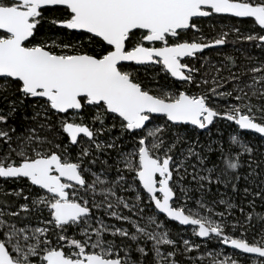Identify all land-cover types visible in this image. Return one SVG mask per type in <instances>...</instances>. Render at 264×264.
<instances>
[{
  "label": "snow or ice",
  "instance_id": "snow-or-ice-1",
  "mask_svg": "<svg viewBox=\"0 0 264 264\" xmlns=\"http://www.w3.org/2000/svg\"><path fill=\"white\" fill-rule=\"evenodd\" d=\"M232 32L264 52V0H0V264H264V59L205 53Z\"/></svg>",
  "mask_w": 264,
  "mask_h": 264
},
{
  "label": "rangeland",
  "instance_id": "rangeland-1",
  "mask_svg": "<svg viewBox=\"0 0 264 264\" xmlns=\"http://www.w3.org/2000/svg\"><path fill=\"white\" fill-rule=\"evenodd\" d=\"M220 24L221 27H224L225 30H228L232 27H239L241 30V33H247L248 31H250L251 29V25L250 23H240V22H235L232 23L230 21V19H225V20H221L218 22ZM218 30V29H217ZM232 39H237V34L235 32H232L229 37H228V43L223 46V48L221 49H211V50H218L217 52H213L212 54L207 55V57L210 59V61L212 63H218V62H222V63H227V61L224 60V56H228V55H233V54H237L238 57V61L240 63H238V65L241 66L240 70H242L245 66H251L252 64L255 63V60L249 61L246 59L247 56H252V57H259L260 59H264V52H262L260 49L255 48L252 46L253 42H248V41H244V40H240L239 41H243L244 44L242 45H238L237 43H233L230 42ZM210 51V50H209ZM219 53V54H218ZM241 60V61H240ZM233 71H238V69H233ZM225 76L228 75L227 71H225L223 73ZM218 127L222 128L224 131L225 129H228V132H224L225 137L227 138L228 133L231 131V129L224 123H221L220 125H218ZM23 183H12L11 181H3L0 180V188L4 189L5 191H12L13 189H19L20 187H23ZM3 197V194L0 193V198ZM4 199V197H3ZM9 199L15 200V197H10ZM169 227L172 229V235L174 236V232L175 229L178 231V229L184 228L182 226H174L171 225V222H169ZM184 235H186L188 238L198 242V243H202L199 238L193 237L191 235V226L187 227V230L184 232ZM175 238H178L177 236ZM213 250H223L226 251L228 253H232L235 250H232L230 248H226L223 245H217L215 241L210 242L207 247L205 248L202 244V248L201 251H213Z\"/></svg>",
  "mask_w": 264,
  "mask_h": 264
},
{
  "label": "trees",
  "instance_id": "trees-1",
  "mask_svg": "<svg viewBox=\"0 0 264 264\" xmlns=\"http://www.w3.org/2000/svg\"><path fill=\"white\" fill-rule=\"evenodd\" d=\"M52 15H56L55 13H53ZM227 19V18H226ZM223 20H225V19H223ZM222 20V21H223ZM230 21L232 22V23H235V22H238L237 20H234V19H232V18H230ZM245 23H248L249 24V22H244L243 24H245ZM230 42H233V43H237L238 45H242V44H244V42L243 41H239L238 39H232ZM218 50H210V51H207L206 52V55H209V54H212L213 52H217ZM228 56H231V57H233L235 60H236V63L238 64V63H240L238 60V57H237V54H233V55H228ZM241 61V60H240ZM228 63V62H227ZM224 132H228V129H225V131ZM225 135V134H224ZM226 138V137H225ZM3 199V197H1L0 198V200H2ZM261 209L258 207L257 208V211H260ZM170 224V223H169ZM171 225H174V226H176L175 224H171ZM175 231L177 232V230L175 229ZM176 232H174L175 234H174V236L176 237ZM175 237H173V238H175Z\"/></svg>",
  "mask_w": 264,
  "mask_h": 264
},
{
  "label": "flooded vegetation",
  "instance_id": "flooded-vegetation-1",
  "mask_svg": "<svg viewBox=\"0 0 264 264\" xmlns=\"http://www.w3.org/2000/svg\"><path fill=\"white\" fill-rule=\"evenodd\" d=\"M232 19H234V18H232ZM234 20H239V19H234ZM211 50V49H210ZM207 51H209V50H205V53L207 52ZM171 224H175V225H177L176 223H174V222H171Z\"/></svg>",
  "mask_w": 264,
  "mask_h": 264
},
{
  "label": "water",
  "instance_id": "water-1",
  "mask_svg": "<svg viewBox=\"0 0 264 264\" xmlns=\"http://www.w3.org/2000/svg\"><path fill=\"white\" fill-rule=\"evenodd\" d=\"M234 19H239V18H234ZM207 50H210V49H207ZM175 223V222H174ZM182 227H185V226H182ZM189 227V226H188Z\"/></svg>",
  "mask_w": 264,
  "mask_h": 264
}]
</instances>
